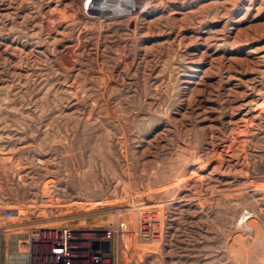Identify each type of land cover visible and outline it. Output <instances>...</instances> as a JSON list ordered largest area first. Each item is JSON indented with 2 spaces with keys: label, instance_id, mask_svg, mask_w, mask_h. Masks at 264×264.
Instances as JSON below:
<instances>
[{
  "label": "rangeland",
  "instance_id": "1",
  "mask_svg": "<svg viewBox=\"0 0 264 264\" xmlns=\"http://www.w3.org/2000/svg\"><path fill=\"white\" fill-rule=\"evenodd\" d=\"M62 232L69 264L264 259V0H0V264Z\"/></svg>",
  "mask_w": 264,
  "mask_h": 264
},
{
  "label": "bare ground",
  "instance_id": "2",
  "mask_svg": "<svg viewBox=\"0 0 264 264\" xmlns=\"http://www.w3.org/2000/svg\"><path fill=\"white\" fill-rule=\"evenodd\" d=\"M152 216H154L153 215V213L151 214L150 213V211H146V212H144V214H143V218H142V220H143V226L144 227H146L147 226V224H148V221L147 220H149V218H152ZM149 225H150V223H149ZM141 226V225H140ZM142 228V227H141ZM147 229V228H146ZM143 230V229H142ZM144 230H145V228H144ZM258 230V229H257ZM258 231H260V230H258ZM247 236V235H246ZM256 236V235H255ZM254 236V237H255ZM258 237H260V238H262V239H264V232H259V234L257 235ZM256 239V238H255ZM93 241V239L91 238L90 240H89V242L91 243ZM68 242H69V238H68V234H67V232H62L61 234H60V239H56V240H53L52 241V246H56L57 247V251H56V253L54 254L55 255V258H58V259H56L55 261H54V263L55 264H69L68 262V255L66 254L67 252H66V246H67V244H68ZM242 242V241H241ZM259 244V243H258ZM244 247V246H243ZM240 248H242V247H240ZM251 250H252V248H250V247H248V248H245V249H240V251L242 252V254H244L245 256H251L252 255V253H251ZM256 250V249H255ZM263 250V249H262ZM60 251V252H59ZM91 251L92 252H98V254L100 255V248H96V249H91ZM64 252V253H63ZM253 252V251H252ZM259 252V251H258ZM254 253H256V251H254ZM260 253H261V251H260ZM254 255V254H253ZM242 256V255H241ZM259 257H260V255H258ZM257 256V257H258ZM261 256H263V255H261ZM94 258L95 259H97V258H100V256H94ZM251 258V257H250ZM252 258H253V256H252ZM254 258H256V256L254 257ZM246 259V258H245ZM99 260V259H98ZM94 261H96L97 262V260H92V263L94 262ZM252 261V260H251ZM253 261H254V259H253ZM247 262H248V260H247ZM92 263H90V264H92ZM250 264V263H249ZM256 264H264V259L263 258H261V259H259L257 262H256Z\"/></svg>",
  "mask_w": 264,
  "mask_h": 264
},
{
  "label": "built area",
  "instance_id": "3",
  "mask_svg": "<svg viewBox=\"0 0 264 264\" xmlns=\"http://www.w3.org/2000/svg\"><path fill=\"white\" fill-rule=\"evenodd\" d=\"M68 238H69V237H68ZM68 244H69V243H68ZM68 244H67V246H66V252H67V249H68ZM63 253H64V252H63ZM66 254L68 255V258H69V257H70V256H69V253L67 252ZM57 259H58V258H57Z\"/></svg>",
  "mask_w": 264,
  "mask_h": 264
},
{
  "label": "water",
  "instance_id": "4",
  "mask_svg": "<svg viewBox=\"0 0 264 264\" xmlns=\"http://www.w3.org/2000/svg\"><path fill=\"white\" fill-rule=\"evenodd\" d=\"M129 264H136L134 261H131Z\"/></svg>",
  "mask_w": 264,
  "mask_h": 264
}]
</instances>
